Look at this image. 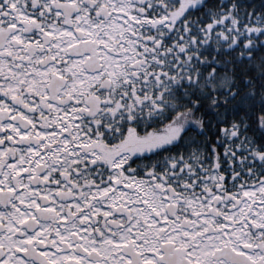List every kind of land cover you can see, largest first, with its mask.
Returning a JSON list of instances; mask_svg holds the SVG:
<instances>
[{
  "label": "snow or ice",
  "instance_id": "snow-or-ice-1",
  "mask_svg": "<svg viewBox=\"0 0 264 264\" xmlns=\"http://www.w3.org/2000/svg\"><path fill=\"white\" fill-rule=\"evenodd\" d=\"M0 264H264V0H0Z\"/></svg>",
  "mask_w": 264,
  "mask_h": 264
},
{
  "label": "trees",
  "instance_id": "trees-1",
  "mask_svg": "<svg viewBox=\"0 0 264 264\" xmlns=\"http://www.w3.org/2000/svg\"><path fill=\"white\" fill-rule=\"evenodd\" d=\"M252 3L259 4L260 0H251Z\"/></svg>",
  "mask_w": 264,
  "mask_h": 264
}]
</instances>
